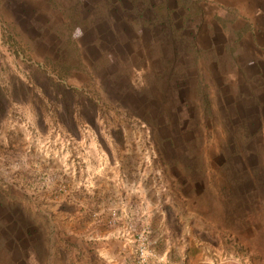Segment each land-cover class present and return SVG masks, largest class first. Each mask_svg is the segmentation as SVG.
<instances>
[{
	"label": "rangeland",
	"instance_id": "rangeland-1",
	"mask_svg": "<svg viewBox=\"0 0 264 264\" xmlns=\"http://www.w3.org/2000/svg\"><path fill=\"white\" fill-rule=\"evenodd\" d=\"M78 1L0 0V220L30 225L17 264H132L129 223L177 249L150 264H264V177L223 168L264 171V0H167L172 33L154 19L162 0H112L69 30L57 2L86 17L100 0ZM185 40L211 59L186 71ZM229 196L253 213L241 230L224 221Z\"/></svg>",
	"mask_w": 264,
	"mask_h": 264
},
{
	"label": "trees",
	"instance_id": "trees-1",
	"mask_svg": "<svg viewBox=\"0 0 264 264\" xmlns=\"http://www.w3.org/2000/svg\"><path fill=\"white\" fill-rule=\"evenodd\" d=\"M75 1V3L79 4L78 0H73ZM112 0H100L98 1L94 8L86 15V17H83V15L81 14V10H74L73 8H69L64 6L62 3H56L55 5H57V8L59 9V11L63 14V16H65V21H64V25L67 26V28L69 30H72L73 27L75 26V21L76 23L80 24L82 23V25H89V26H93L95 24H100V21H102L103 19H105L107 17V15H104L103 13H110L111 9L110 6L107 4L108 2L111 3ZM145 7H148L150 5L149 0H140ZM113 2V1H112ZM167 2V0H162L161 3L162 4H157L155 6V8L153 9L154 11V19H156L157 17L159 18H166V21L170 23L169 25V31L172 33V31H180L181 29L176 27L174 24V21L169 20L170 18V12L168 10V7L165 5V3ZM189 0H178V3H180L181 6H187L188 5ZM114 3V2H113ZM187 4V5H185ZM167 7V8H166ZM186 7V8H187ZM192 8H194V13L196 12H201V8L199 6H193ZM168 15V16H167ZM186 16H184V21H186L185 19L187 18V16H190V12H187L185 14ZM80 19H82L80 21ZM218 20V18H217ZM219 22H222V20H218ZM71 22H74V25H72ZM208 26H211V24H208ZM238 32V33H237ZM240 31L237 30L236 31V37L237 40H240ZM172 36V35H170ZM236 40V42H237ZM185 42H187V52L191 53V55L193 56L194 60H192V63H190V65L186 66L185 70L187 71V68L190 66H198V62L200 59H203L204 61H208L211 59V55L214 53L212 51V49H207V48H203V47H199L198 45H196V43L190 40H185ZM236 44V43H235ZM214 50V49H213ZM235 46L234 45H225V57H224V63H225V70L229 71L231 70L232 67H235V61H236V52H235ZM106 56V55H105ZM107 58V56H106ZM108 59V58H107ZM106 59V61H107ZM192 64V65H191ZM173 65V64H172ZM169 66L168 70H167V75L168 78L170 80H175L177 79L180 75L176 72H179L180 67H176V66ZM64 70V69H63ZM70 70V66L68 65L67 68L65 69V71ZM185 75L188 76V73L185 72ZM204 75H202V72H197L196 74V84H195V92L199 95H201L202 97H204V99L206 100L205 102V109L209 111V105H208V95H207V91H206V86L203 80ZM189 78H191V76H189ZM242 120V119H241ZM236 137L239 139V141L241 142L242 145L245 144L246 141L249 140L250 137H252V135L247 131V130H242V131H238V133L236 134ZM238 149V148H237ZM239 154V151L237 150V153ZM224 169L229 168L231 169L230 171L233 172V174H240V176H251L254 175V177H256L257 179H262L264 177V171L262 169V167H260L258 164L256 166H254L253 168L244 170V171H240V172H235L234 171V165L233 162H226L224 164ZM188 171L190 174H195V170L192 168H188ZM232 174V173H230ZM195 178V177H194ZM228 183V182H227ZM227 189V188H226ZM230 198H233V196H229L227 198V200L224 199L226 205H225V211L223 213L224 216V221L226 222V224L228 225H233V226H237V229L241 230L243 229L244 225H245V221L247 219H250L252 216V211L251 208L249 207L248 203L243 201V202H239L236 207L232 206L230 203L227 204V201H229ZM3 213L5 214V216H9V212H10V208L7 206L3 205ZM10 216H9V220H10ZM16 219V228L12 231V228L10 227V222H3L0 220V264H17L21 257L19 256H15L14 255V248L16 247H20L19 244L17 242L14 241V239H18L17 236V232L18 230H25V234L27 235V232L29 231V224L26 223V221L22 220L20 221L18 218ZM12 220V219H11ZM9 223V224H8ZM261 230H263V228H261ZM29 238H33V236L31 235V233L29 234ZM19 240V239H18ZM15 242V244H14ZM28 245H31V242H28ZM260 246V245H259ZM262 250V248H260ZM264 251V250H263ZM262 251V253L264 254V252Z\"/></svg>",
	"mask_w": 264,
	"mask_h": 264
},
{
	"label": "built area",
	"instance_id": "built-area-1",
	"mask_svg": "<svg viewBox=\"0 0 264 264\" xmlns=\"http://www.w3.org/2000/svg\"><path fill=\"white\" fill-rule=\"evenodd\" d=\"M122 230L125 235L133 236L135 252L132 264H149L151 257L159 258V254L156 253L159 238L149 234L150 229L147 225L138 227L129 223Z\"/></svg>",
	"mask_w": 264,
	"mask_h": 264
},
{
	"label": "crops",
	"instance_id": "crops-1",
	"mask_svg": "<svg viewBox=\"0 0 264 264\" xmlns=\"http://www.w3.org/2000/svg\"><path fill=\"white\" fill-rule=\"evenodd\" d=\"M147 222L149 223V220L148 219H147ZM165 242L166 241H164V243H162V244H165L166 245L165 246L166 248H163V247L160 246L161 241H160V244L157 245V247H156V253L159 254V258H157V260L158 261H161L162 263L163 262H169V263H171L170 261H168V259L170 257L172 258V256L173 257H175V256L177 257V249L172 248V250H170V246L167 245ZM128 247H130V246H128ZM130 252H133L132 249H131V247H130ZM118 255H120V254H118ZM151 258L152 259H155V257H151ZM151 258H150V261H151ZM149 264H150V262H149Z\"/></svg>",
	"mask_w": 264,
	"mask_h": 264
}]
</instances>
